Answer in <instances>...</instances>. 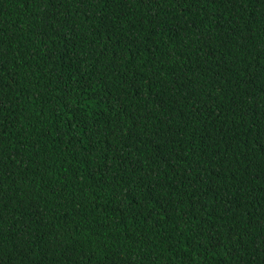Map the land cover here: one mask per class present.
<instances>
[{
	"label": "trees",
	"instance_id": "1",
	"mask_svg": "<svg viewBox=\"0 0 264 264\" xmlns=\"http://www.w3.org/2000/svg\"><path fill=\"white\" fill-rule=\"evenodd\" d=\"M0 264H264V0H0Z\"/></svg>",
	"mask_w": 264,
	"mask_h": 264
}]
</instances>
